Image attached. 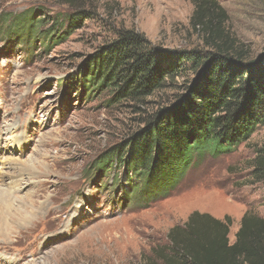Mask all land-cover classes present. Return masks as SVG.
<instances>
[{
    "label": "rangeland",
    "instance_id": "374dc122",
    "mask_svg": "<svg viewBox=\"0 0 264 264\" xmlns=\"http://www.w3.org/2000/svg\"><path fill=\"white\" fill-rule=\"evenodd\" d=\"M65 1L0 0V220L15 223L27 202L34 209L24 228L15 223L7 238L0 236V264H142L194 212L229 217L234 243L246 212L264 218V183L250 168L264 146V127L235 151L202 158L166 198L138 202L130 191L141 182L131 169L112 163L104 172L97 164L173 91L144 105L109 104V92L83 96L89 58L118 30L140 33L160 49L201 47L190 25L192 0H80L90 18L51 43L13 22L45 18L39 34L73 14ZM213 1L239 47L263 55L264 0Z\"/></svg>",
    "mask_w": 264,
    "mask_h": 264
},
{
    "label": "trees",
    "instance_id": "16d2710c",
    "mask_svg": "<svg viewBox=\"0 0 264 264\" xmlns=\"http://www.w3.org/2000/svg\"><path fill=\"white\" fill-rule=\"evenodd\" d=\"M79 1L66 0L73 14L39 34L38 27L49 24L45 18L34 21L25 15L13 22L28 29V36L51 43L90 18ZM192 4L190 25L201 47L160 49L140 33L118 30L85 66L83 96L109 92V104L144 105L173 91L168 103L142 121L126 144L97 164L104 172L113 169L112 163L131 169L141 182L130 184V197L138 202L166 198L202 158L231 153L264 127V54L253 58L239 47L225 30L227 14L217 2ZM250 166L253 180L264 183V146L255 151ZM231 222L229 217L220 221L194 212L184 225L173 227L167 243L152 249L142 264H264V218L246 212L232 244Z\"/></svg>",
    "mask_w": 264,
    "mask_h": 264
},
{
    "label": "bare ground",
    "instance_id": "6f19581e",
    "mask_svg": "<svg viewBox=\"0 0 264 264\" xmlns=\"http://www.w3.org/2000/svg\"><path fill=\"white\" fill-rule=\"evenodd\" d=\"M11 146V145H10ZM18 161H20V160H18ZM15 163V162H14ZM32 163V162H31ZM23 164V163H22ZM40 164V163H39ZM39 164H37V165H39ZM30 165H32V164H30ZM25 166V165H24ZM28 166V165H27ZM32 167V166H31ZM19 169V168H18ZM32 170V169H31ZM32 171H34V170H32ZM24 172V171H23ZM31 173V172H30ZM18 174V173H17ZM6 175V174H5ZM8 175H10V174H8ZM31 175V174H30ZM11 176V175H10ZM17 176V175H16ZM19 177V176H18ZM10 178V177H9ZM11 179V178H10ZM18 184V183H17ZM0 187H1V185H0ZM18 187V186H17ZM16 187V188H17ZM1 191V190H0ZM6 192H7V190H6ZM9 192V191H8ZM3 195H6V196H8V194H3ZM12 195V194H11ZM8 199V198H7ZM20 201H22V200H20ZM27 202V201H26ZM3 203V200L2 199H0V206L1 205H4V204H2ZM12 203V202H11ZM22 203H25V202H22ZM28 203V202H27ZM27 203H25V205L23 206V208H22V211H18L19 213H16V215L15 214H11V216H16V224H18V223H20L19 225H21V224H23L24 222H25V220H27V221H30V218H31V215L29 216V213H27V212H29V211H31V212H33V208H31V205H27ZM6 206H9V205H6ZM11 209V208H10ZM16 209V208H15ZM6 210H8V208H6ZM11 211H13V210H11ZM17 211V210H16ZM13 213H15V210L13 211ZM31 214V213H30ZM13 219V218H12ZM11 219V220H12ZM13 220H15V217H14V219ZM26 221V222H27ZM15 223H12V221H9V220H5V219H3V220H0V236L1 237H3V238H7V235H9L8 234V232H12L13 231V229H15ZM21 226H23V228L25 227L24 225H21ZM5 241V240H4Z\"/></svg>",
    "mask_w": 264,
    "mask_h": 264
}]
</instances>
